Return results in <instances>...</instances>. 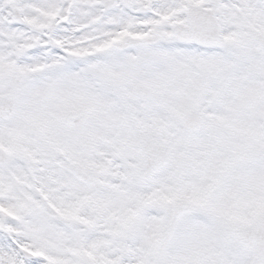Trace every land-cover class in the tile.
<instances>
[{
  "label": "snow or ice",
  "instance_id": "obj_1",
  "mask_svg": "<svg viewBox=\"0 0 264 264\" xmlns=\"http://www.w3.org/2000/svg\"><path fill=\"white\" fill-rule=\"evenodd\" d=\"M0 264H264V0H0Z\"/></svg>",
  "mask_w": 264,
  "mask_h": 264
}]
</instances>
